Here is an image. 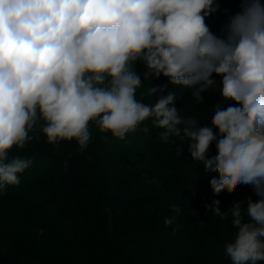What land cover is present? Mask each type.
<instances>
[{"label":"clouds","instance_id":"obj_1","mask_svg":"<svg viewBox=\"0 0 264 264\" xmlns=\"http://www.w3.org/2000/svg\"><path fill=\"white\" fill-rule=\"evenodd\" d=\"M239 9L217 36L205 22L219 11L214 0H0V194L31 166L8 154L25 148L41 121L49 144L75 140L83 151L90 122L123 140L151 120L161 140L180 141L177 156L187 139L191 159L219 174L210 181L215 195L251 189L255 200L223 212L219 200L205 208L231 217L229 264L264 261V2L241 0ZM138 60L147 68L144 81L163 75L196 103L218 87L228 107L213 105L209 127L181 115L174 91L145 104L136 98ZM160 91L152 86L148 94ZM213 142L217 155L208 158Z\"/></svg>","mask_w":264,"mask_h":264},{"label":"trees","instance_id":"obj_2","mask_svg":"<svg viewBox=\"0 0 264 264\" xmlns=\"http://www.w3.org/2000/svg\"><path fill=\"white\" fill-rule=\"evenodd\" d=\"M214 2L219 11L205 22L212 33L221 36L229 17L240 10L241 0ZM133 68L142 81L136 98L145 104L153 105L161 95L174 91L181 115L209 127L213 105L228 107L218 87L205 93L204 103H196L189 89L172 85L163 75L144 81L147 68L143 62L136 61ZM213 78L221 79L215 74ZM152 86L163 91L149 95ZM42 123L29 132L33 138L26 141L25 148L14 146L9 151V160L26 158L32 164L18 174L19 185L8 186L0 195L36 217L49 234L61 239L62 246L53 250L42 246L35 235L25 238L14 227L5 229L10 222L5 216L0 220V264H229L224 245L236 231L231 217L221 220L205 205L219 200L223 212L235 202L256 197L243 186L234 194L215 195L210 181L219 179V174L206 172L202 163L191 159L187 139L177 156L180 141L175 137L161 140L162 129L153 127L151 120L142 122L123 140L101 133L90 122V143L81 151L75 140L61 141L59 147L49 144L40 131ZM144 127H148L147 133L142 131ZM130 133L134 136L129 137ZM128 140L133 146L146 141L138 155H157L161 166L141 179L121 153ZM207 155H217L215 142ZM173 204L181 209L179 215L172 212ZM166 217H174L172 225L165 226Z\"/></svg>","mask_w":264,"mask_h":264},{"label":"rangeland","instance_id":"obj_3","mask_svg":"<svg viewBox=\"0 0 264 264\" xmlns=\"http://www.w3.org/2000/svg\"><path fill=\"white\" fill-rule=\"evenodd\" d=\"M130 134H128L129 137L134 136L133 133ZM29 135L32 134L29 133ZM127 142L129 144L125 145L126 151H122L121 153H123V155L128 159V162L126 164H129L130 167L132 169H135L137 173L139 172L140 174L139 177L141 179L143 177H147L149 174L154 172L157 169V167L161 166L162 162L157 157V155H154L152 153H146L145 157H141L138 155V153H140V146H144V144L146 145V141L144 140L137 141L138 142L137 146L136 145L133 146V144H131L133 141L131 142V140H128ZM119 163H121V161L118 162L117 165ZM124 165L125 163L123 164V166ZM143 170L146 171H144V173L142 174L141 172ZM17 207L19 206L14 201H11L10 199H6L5 197L0 195V220L3 219V217L5 216L8 217V220H10V222L7 224L6 227L3 226L5 229L14 227V229L18 231L19 234L22 233V235L25 236V238H29L32 235H35L36 241H39L42 244V246L51 248L53 250H58L59 248H61L62 241L60 238L54 236L53 234H49V232L46 231L44 226L36 217H34L31 214H25L24 211L20 209L18 210ZM12 211L17 213L13 214ZM41 229L44 230L43 235L39 234Z\"/></svg>","mask_w":264,"mask_h":264}]
</instances>
